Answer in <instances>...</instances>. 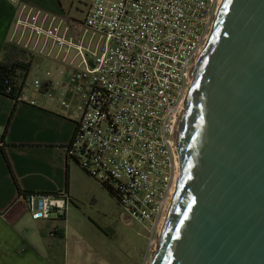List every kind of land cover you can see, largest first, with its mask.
I'll return each mask as SVG.
<instances>
[{
	"label": "built area",
	"instance_id": "obj_1",
	"mask_svg": "<svg viewBox=\"0 0 264 264\" xmlns=\"http://www.w3.org/2000/svg\"><path fill=\"white\" fill-rule=\"evenodd\" d=\"M7 1L15 10L9 42L61 63L57 75L46 70L31 86L48 99L58 92L61 106H74L65 156L113 194L126 223L144 225L154 250L177 177L170 134L185 76L220 0H88L82 32L73 19L28 0ZM25 91L24 84L16 100ZM18 197L32 219L63 217L68 201L62 190Z\"/></svg>",
	"mask_w": 264,
	"mask_h": 264
},
{
	"label": "water",
	"instance_id": "obj_2",
	"mask_svg": "<svg viewBox=\"0 0 264 264\" xmlns=\"http://www.w3.org/2000/svg\"><path fill=\"white\" fill-rule=\"evenodd\" d=\"M185 79L149 264H264V0H220Z\"/></svg>",
	"mask_w": 264,
	"mask_h": 264
},
{
	"label": "crops",
	"instance_id": "obj_3",
	"mask_svg": "<svg viewBox=\"0 0 264 264\" xmlns=\"http://www.w3.org/2000/svg\"><path fill=\"white\" fill-rule=\"evenodd\" d=\"M14 18V7L0 0V62L31 63L34 55L9 42ZM43 57L54 69L61 66L59 61ZM25 85L21 100L0 93V264H69L61 248L64 232L50 224L63 221L65 214L32 219L18 196L63 189L70 196L73 174L81 169L62 149L74 132L73 106H61L58 92L48 99L26 80Z\"/></svg>",
	"mask_w": 264,
	"mask_h": 264
},
{
	"label": "rangeland",
	"instance_id": "obj_4",
	"mask_svg": "<svg viewBox=\"0 0 264 264\" xmlns=\"http://www.w3.org/2000/svg\"><path fill=\"white\" fill-rule=\"evenodd\" d=\"M57 1L60 4L59 12L51 9L49 11L71 21L73 19L77 22L79 32H82L84 26L79 22L84 18L88 0ZM87 35H90L89 32ZM96 40L97 35L92 41V47ZM32 44L29 43L28 50ZM18 46L22 47V43ZM33 52L34 58L26 78L28 86H31L34 78L42 79L46 70L51 71L54 76L57 75V68L54 69L50 61L37 53V50ZM73 176L72 192L65 208V218L63 221L54 220L50 223L60 226L64 232L61 248L68 263L149 264L152 251L146 245L144 225L133 219L126 223L123 217L125 214L122 213L115 197L90 175L78 168L77 174ZM54 226L51 228H56Z\"/></svg>",
	"mask_w": 264,
	"mask_h": 264
},
{
	"label": "trees",
	"instance_id": "obj_5",
	"mask_svg": "<svg viewBox=\"0 0 264 264\" xmlns=\"http://www.w3.org/2000/svg\"><path fill=\"white\" fill-rule=\"evenodd\" d=\"M28 1L47 10L51 9L52 11H56V12H59L60 10V4L57 0H28ZM30 64H31L30 61L23 62L19 60L12 61L11 63L0 62V93L6 94L7 96L15 100L16 96L19 93V90L25 84V80L27 78ZM6 85H10L11 91L5 92ZM3 132H5V129ZM2 137L3 136L1 135V138ZM2 149L3 147L2 145H0V150L2 151ZM8 167L10 168L9 163H8ZM14 182L16 184L15 179ZM62 191L67 195V198L70 200V196L68 195L67 191L65 189H63ZM59 192L60 191L47 192V193L44 192H26V193L57 195L59 194ZM109 193L112 194L110 191Z\"/></svg>",
	"mask_w": 264,
	"mask_h": 264
},
{
	"label": "bare ground",
	"instance_id": "obj_6",
	"mask_svg": "<svg viewBox=\"0 0 264 264\" xmlns=\"http://www.w3.org/2000/svg\"><path fill=\"white\" fill-rule=\"evenodd\" d=\"M160 229H161V228H160ZM151 251H153V249H152Z\"/></svg>",
	"mask_w": 264,
	"mask_h": 264
}]
</instances>
